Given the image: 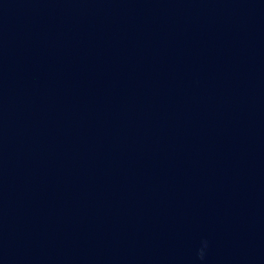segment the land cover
Returning a JSON list of instances; mask_svg holds the SVG:
<instances>
[{"label":"water","instance_id":"water-1","mask_svg":"<svg viewBox=\"0 0 264 264\" xmlns=\"http://www.w3.org/2000/svg\"><path fill=\"white\" fill-rule=\"evenodd\" d=\"M0 264H264V0H0Z\"/></svg>","mask_w":264,"mask_h":264},{"label":"clouds","instance_id":"clouds-1","mask_svg":"<svg viewBox=\"0 0 264 264\" xmlns=\"http://www.w3.org/2000/svg\"><path fill=\"white\" fill-rule=\"evenodd\" d=\"M200 255H201V258H203V251L201 250V253H200Z\"/></svg>","mask_w":264,"mask_h":264}]
</instances>
